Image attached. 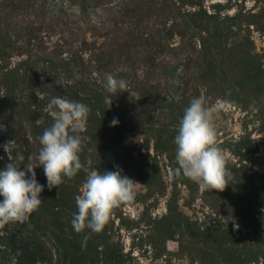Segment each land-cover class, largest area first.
<instances>
[{
	"label": "rangeland",
	"instance_id": "1",
	"mask_svg": "<svg viewBox=\"0 0 264 264\" xmlns=\"http://www.w3.org/2000/svg\"><path fill=\"white\" fill-rule=\"evenodd\" d=\"M107 73L139 95L107 93ZM54 96L90 109L82 164L140 185L103 231L77 233L86 173L49 190L37 168L43 203L0 227V264H264V0H0V172L9 141L35 157ZM196 96L221 102L216 143L234 173L223 192L176 171Z\"/></svg>",
	"mask_w": 264,
	"mask_h": 264
},
{
	"label": "clouds",
	"instance_id": "2",
	"mask_svg": "<svg viewBox=\"0 0 264 264\" xmlns=\"http://www.w3.org/2000/svg\"><path fill=\"white\" fill-rule=\"evenodd\" d=\"M103 87L110 95L127 92L131 99L139 95L129 90L126 80L117 79L111 73L105 75ZM106 103L111 107L113 102L106 98ZM220 110L219 101L209 104L202 96L193 97L184 109L174 143L179 165L177 173L202 188L223 192L234 173L228 170L225 153L216 143L214 118ZM43 112L51 116L52 123L38 137L40 147L35 157L29 156L25 162L22 153L13 155L15 140L4 145L11 163L0 172V196L3 197L0 227L28 221L41 206L44 187L37 182L35 170L42 167L49 190L59 188L64 178L72 179L81 170L86 173L81 194L75 197L78 212L73 215L71 223L77 233L86 229L99 233L117 206L134 199L135 188L140 184L124 175L118 167L115 171L101 173L82 164L79 153L83 137L80 133L90 112L87 105L54 96ZM44 123V116L35 120L37 126ZM117 124L118 120L114 118L111 126ZM233 226L239 229V224L233 222ZM87 239L85 235V243Z\"/></svg>",
	"mask_w": 264,
	"mask_h": 264
}]
</instances>
